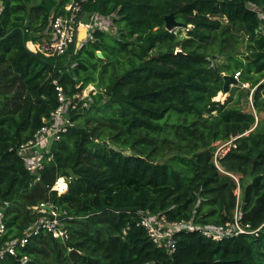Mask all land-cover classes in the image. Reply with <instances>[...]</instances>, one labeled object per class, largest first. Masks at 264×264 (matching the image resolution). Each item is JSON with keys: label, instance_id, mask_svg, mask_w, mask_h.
<instances>
[{"label": "trees", "instance_id": "trees-1", "mask_svg": "<svg viewBox=\"0 0 264 264\" xmlns=\"http://www.w3.org/2000/svg\"><path fill=\"white\" fill-rule=\"evenodd\" d=\"M72 1L0 0V247L15 243L16 253L0 264H264V133L253 113L215 101L239 74L264 110V0H87L83 11L114 16L118 35L95 30L61 57L30 50ZM172 13L185 36L166 29ZM57 88L71 101L69 125L33 174L19 150L53 124ZM237 137L219 164L238 183L214 161V145ZM237 208L257 236L217 242L182 230L170 254L141 225L149 213L219 227ZM55 218L62 227L21 245Z\"/></svg>", "mask_w": 264, "mask_h": 264}, {"label": "built area", "instance_id": "built-area-1", "mask_svg": "<svg viewBox=\"0 0 264 264\" xmlns=\"http://www.w3.org/2000/svg\"><path fill=\"white\" fill-rule=\"evenodd\" d=\"M87 0H73L71 3H69L66 7V14H62L59 16H56L50 24L49 32H48V39L47 41L43 42L42 44H29V49L33 52H37L42 54L43 56L47 58L52 57H61L68 51L69 47L71 45H74L76 42L77 37L79 36L81 32V27H83V24L81 22L83 15L86 13L83 11V3H85ZM1 6V3H0ZM258 12L259 20H260V30L264 33V10L263 9H256ZM99 14L93 13L92 16V22L89 27V37L88 40L91 38V34L95 30H102L98 26H95L96 19L98 18L99 22L98 24H103V30L105 31V19L106 17H102L103 19H100ZM238 75L236 74V78L238 79ZM59 93V100L61 102V106L58 108V110L52 115L53 124L51 127H44L42 128L35 136V140L31 141L26 146H23L19 150V155L22 156L26 160V164L30 171L35 174L38 170L42 168L41 161L43 158V155L46 152H49L47 148L50 146L53 142L60 141L62 133L67 131L69 122H66L65 114L68 113L69 107L71 104V101L67 99L62 94V89L57 88ZM238 140L237 138H232L230 141L227 142H217L214 146H218L221 144L220 148L216 151L215 150V164L219 171H221L224 174H227L231 176L233 179L236 180V182H239V179L236 177L234 173H231L227 171L226 169L222 168L218 164V159L220 158V153L224 152L226 148H236L235 142ZM36 148L41 149L43 152L40 154V151H33L36 150ZM39 154V156H38ZM29 165H28V163ZM236 194L240 196L241 189L240 185L238 184V188L236 190ZM42 211L46 212V210L49 209V207L45 204L41 205ZM4 213H5V206L0 201V238L5 233V223H4ZM55 217H57V214L53 213ZM141 225L145 228L148 235L150 236L151 240L161 249H166L170 254L175 252L176 249V242L174 239V234L182 231H192V230H198L200 231L204 236L212 238L215 241H221L225 237L229 236H238L239 234H250L253 236H257V231H251L250 227L243 226L241 222L239 221V208L236 209L235 212V220L232 223H227L224 226H199L195 225L193 223H171L169 222L165 216L163 215H151L149 213H145L142 215L141 219ZM57 226H61L58 219H43L41 220L33 229H30L26 237L23 238L21 241V245H24L27 243V239L32 236L33 234H37L40 227H44L49 230L55 229ZM62 227V226H61ZM59 235L66 237V233L63 231H60L58 233ZM15 243L6 242L3 246L0 247V260L4 258L5 253H10L12 255H16L15 249H14ZM26 263V258L22 261V264Z\"/></svg>", "mask_w": 264, "mask_h": 264}, {"label": "rangeland", "instance_id": "rangeland-1", "mask_svg": "<svg viewBox=\"0 0 264 264\" xmlns=\"http://www.w3.org/2000/svg\"><path fill=\"white\" fill-rule=\"evenodd\" d=\"M99 17V15H98ZM100 19L102 20L103 18L100 16ZM113 17L110 18H106L105 19V31L112 34V35H118V29L116 26H114L113 24ZM97 21L95 22V26H98L99 28H101L103 30V24L100 25L98 24L99 20L98 18L96 19ZM179 22V21H178ZM180 27H176L175 30H179ZM104 31V30H103ZM179 33L181 36H185L186 35V31L185 30H179ZM257 79H259V76H256ZM94 90V88L92 86L88 87L84 93H83V98H89V100H91L90 98V94L92 93V91ZM227 100H231V105L238 107L239 109L243 110L244 112H249V113H253L256 117H257V121H258V132L259 133H264V110H260L259 108H255L254 107V99H253V92L250 91V85L249 84H238V85H234L231 86L230 90L228 93H219V95L215 98V101H219L222 103H225ZM87 108V106H86ZM65 119L67 120L66 122H69V111L67 114H65ZM248 135V133L246 134ZM223 143V142H221ZM51 146V145H50ZM50 146L49 149H50ZM221 144H219L218 146L215 147V150L217 151L220 148ZM49 149L47 148V150L49 151ZM235 148H231L228 149L226 148L224 152L220 153V158L222 159L224 156H226L229 152H231L232 150H234ZM36 150L39 152L40 154H42V150L36 148ZM39 156V154H38ZM219 159H218V164H219ZM28 163V162H27ZM29 165V163H28ZM30 166V165H29ZM219 166H221L219 164ZM231 173H234L232 171H229ZM36 173V172H35ZM236 175V177L240 180L242 178V176H240L237 173H234ZM63 179V178H62ZM64 180V187L66 186V181ZM247 181V179H246ZM68 186H66V191H62L61 189H59L58 183L55 185L54 190H56L59 194H64L65 192H67Z\"/></svg>", "mask_w": 264, "mask_h": 264}, {"label": "water", "instance_id": "water-1", "mask_svg": "<svg viewBox=\"0 0 264 264\" xmlns=\"http://www.w3.org/2000/svg\"><path fill=\"white\" fill-rule=\"evenodd\" d=\"M92 16H93L92 12H86L82 17L81 22L84 26V29L80 32L79 36L76 39V42L74 44L75 51H78L83 46V44L88 40V37L90 34L89 27H90L91 22H92V20H91ZM180 26H181V24L178 23L177 21H175L173 13L166 17V29L168 31H172L176 27H180ZM97 55L99 58H103V55L101 52H98ZM225 81L226 82H225V87H224L223 93H228L231 86L239 84L238 79L236 77H233L230 75L225 77ZM74 254H75V251H71L70 256L72 258H74Z\"/></svg>", "mask_w": 264, "mask_h": 264}, {"label": "bare ground", "instance_id": "bare-ground-1", "mask_svg": "<svg viewBox=\"0 0 264 264\" xmlns=\"http://www.w3.org/2000/svg\"><path fill=\"white\" fill-rule=\"evenodd\" d=\"M84 29V26L81 27V31ZM58 186H59V189H61L62 191H64L66 188L64 187V180L63 179H60L58 180ZM66 191V190H65Z\"/></svg>", "mask_w": 264, "mask_h": 264}, {"label": "crops", "instance_id": "crops-1", "mask_svg": "<svg viewBox=\"0 0 264 264\" xmlns=\"http://www.w3.org/2000/svg\"><path fill=\"white\" fill-rule=\"evenodd\" d=\"M46 40L44 39L43 42H45ZM33 151H37V150H33Z\"/></svg>", "mask_w": 264, "mask_h": 264}]
</instances>
